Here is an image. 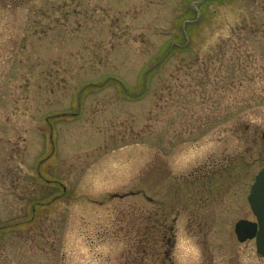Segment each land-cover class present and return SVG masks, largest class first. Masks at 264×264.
I'll return each instance as SVG.
<instances>
[{"label":"rangeland","instance_id":"374dc122","mask_svg":"<svg viewBox=\"0 0 264 264\" xmlns=\"http://www.w3.org/2000/svg\"><path fill=\"white\" fill-rule=\"evenodd\" d=\"M20 1L0 0V264H124L164 203L176 243L149 264H264L235 233L264 170V0Z\"/></svg>","mask_w":264,"mask_h":264},{"label":"trees","instance_id":"16d2710c","mask_svg":"<svg viewBox=\"0 0 264 264\" xmlns=\"http://www.w3.org/2000/svg\"><path fill=\"white\" fill-rule=\"evenodd\" d=\"M24 1L28 0H21L19 3H24ZM207 1L209 0L202 2ZM159 208L158 215L150 212L144 213L140 216L139 223H137L138 221L133 223L132 231H134L135 236L129 249L124 253L126 260L124 264H149V260L156 255V248L159 243H164L167 247V251L164 253L165 261L170 260L168 253L175 242L176 231L175 220L170 217V214L175 206H167L164 203Z\"/></svg>","mask_w":264,"mask_h":264},{"label":"water","instance_id":"95a60500","mask_svg":"<svg viewBox=\"0 0 264 264\" xmlns=\"http://www.w3.org/2000/svg\"><path fill=\"white\" fill-rule=\"evenodd\" d=\"M248 201L257 221L240 220L235 232L240 242L255 239L257 252L264 257V170L257 175Z\"/></svg>","mask_w":264,"mask_h":264},{"label":"flooded vegetation","instance_id":"af4514ba","mask_svg":"<svg viewBox=\"0 0 264 264\" xmlns=\"http://www.w3.org/2000/svg\"><path fill=\"white\" fill-rule=\"evenodd\" d=\"M263 139H264V134H263ZM226 172V171H225ZM225 172L224 171H222V173H209L208 174V176L207 177H205V178H197V180L196 181H192L191 183H187L188 185H187V188H189V190H191V189H200L202 186V188H204L205 190H204V192H205V194L206 193H210V194H212V193H214V194H212V195H214L215 196V191H214V189L216 190V180H218L219 178H222L223 180H224V177H226L225 175L223 176V175H221V174H225ZM229 177H230V175H229ZM257 177V176H256ZM256 177H255V180H256ZM227 179V178H226ZM220 180V179H219ZM190 187H191V189H190ZM194 191V190H193ZM206 196H208V195H206ZM182 202H183V200H182ZM184 203V202H183ZM205 203H207V201H205ZM189 203H185L184 205L186 206V207H184V208H187V205H188ZM176 210V208H173L172 209V215H175V211ZM174 220H175V224H176V222H177V220H178V216H175L174 218H173ZM241 220H248V219H241ZM249 221V220H248ZM254 221H256V218H255V220ZM174 245V244H173ZM172 249L173 248H171V251H172ZM171 251L168 253V256H169V259L171 260V258H170V255H171ZM261 257V256H260ZM203 258H204V256H203ZM263 258V257H262ZM264 259V258H263ZM166 261H168V260H166ZM202 261V260H201ZM202 264L204 263V260L201 262Z\"/></svg>","mask_w":264,"mask_h":264}]
</instances>
